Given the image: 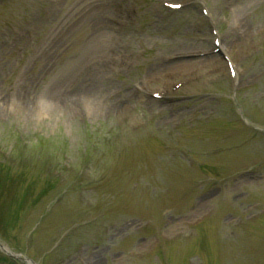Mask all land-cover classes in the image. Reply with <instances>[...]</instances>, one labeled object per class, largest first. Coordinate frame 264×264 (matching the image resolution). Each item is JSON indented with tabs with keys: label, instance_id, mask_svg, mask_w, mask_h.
<instances>
[{
	"label": "rangeland",
	"instance_id": "rangeland-1",
	"mask_svg": "<svg viewBox=\"0 0 264 264\" xmlns=\"http://www.w3.org/2000/svg\"><path fill=\"white\" fill-rule=\"evenodd\" d=\"M88 74L72 114L55 94ZM0 244V264H264V0H0Z\"/></svg>",
	"mask_w": 264,
	"mask_h": 264
},
{
	"label": "bare ground",
	"instance_id": "bare-ground-1",
	"mask_svg": "<svg viewBox=\"0 0 264 264\" xmlns=\"http://www.w3.org/2000/svg\"><path fill=\"white\" fill-rule=\"evenodd\" d=\"M101 7H104L106 10H110L108 8V3L107 2H104ZM60 42L59 41H56L52 47H58V46H61L59 44ZM65 52H62V48H58L56 50H53V53L52 55L55 57V58H58L59 55H63ZM42 55L44 56V54L42 53ZM178 62V61H176ZM184 62H187V61H184ZM175 63V62H174ZM42 70V69H41ZM39 70V71H41ZM93 75L92 74H88L86 75V79L80 83L79 85H75L74 88L70 91H63L62 93L59 92L57 94H55V97H61L62 99H65L67 102L66 105L67 107L69 108V110L73 113H75L76 111V108H75V104L72 102L73 98L76 97V96H81V95H85L90 89H95L96 87V84L93 80ZM87 83H88V86H87ZM67 89H70V88H67ZM66 89V90H67ZM128 97H132L131 95V91H127L124 93V99L125 98H128ZM92 99H95L94 97H91ZM124 99L120 100V97H117L115 98V104H119L121 101H123ZM120 100V101H119Z\"/></svg>",
	"mask_w": 264,
	"mask_h": 264
}]
</instances>
